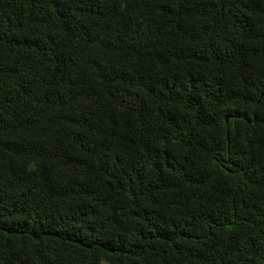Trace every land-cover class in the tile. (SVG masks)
Here are the masks:
<instances>
[{
    "label": "trees",
    "instance_id": "obj_1",
    "mask_svg": "<svg viewBox=\"0 0 264 264\" xmlns=\"http://www.w3.org/2000/svg\"><path fill=\"white\" fill-rule=\"evenodd\" d=\"M0 264H264V0H0Z\"/></svg>",
    "mask_w": 264,
    "mask_h": 264
}]
</instances>
